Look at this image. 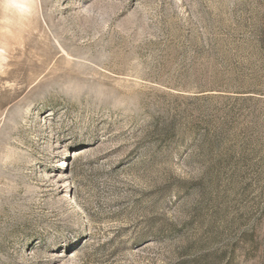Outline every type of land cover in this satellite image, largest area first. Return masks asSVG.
<instances>
[{
	"label": "rangeland",
	"instance_id": "1",
	"mask_svg": "<svg viewBox=\"0 0 264 264\" xmlns=\"http://www.w3.org/2000/svg\"><path fill=\"white\" fill-rule=\"evenodd\" d=\"M0 264H264V0H0Z\"/></svg>",
	"mask_w": 264,
	"mask_h": 264
}]
</instances>
